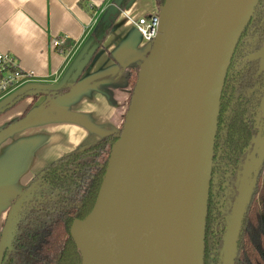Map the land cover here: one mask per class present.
I'll return each instance as SVG.
<instances>
[{
	"label": "water",
	"instance_id": "obj_1",
	"mask_svg": "<svg viewBox=\"0 0 264 264\" xmlns=\"http://www.w3.org/2000/svg\"><path fill=\"white\" fill-rule=\"evenodd\" d=\"M118 6L120 8L121 2ZM259 0H165L151 56L140 66L122 130L111 147L96 204L73 224L82 264H204L208 195L220 100L231 59ZM112 8L105 24L118 15ZM96 46L69 78L72 86ZM264 42L253 54L264 72ZM55 92L23 88L0 104V116L27 99ZM40 105L0 130V142L43 114ZM257 149L243 171L220 254L234 264L246 208L264 160V91ZM254 168L248 198L247 172ZM9 209L0 235V264L17 209ZM238 219V220H237Z\"/></svg>",
	"mask_w": 264,
	"mask_h": 264
},
{
	"label": "crops",
	"instance_id": "obj_2",
	"mask_svg": "<svg viewBox=\"0 0 264 264\" xmlns=\"http://www.w3.org/2000/svg\"><path fill=\"white\" fill-rule=\"evenodd\" d=\"M0 0V53L15 56L34 81L27 88L56 96L27 99L0 116V130L40 105L43 114L0 142V233L13 197L50 164L120 132L131 89L103 81L127 68L139 70L151 56L130 20L159 13L156 0ZM89 7L98 9L93 16ZM118 8L112 27L79 79L58 94L88 50L98 25ZM65 40L62 54L52 46ZM24 87V88H25ZM108 90L112 99L106 93ZM31 181V180H30ZM27 182V183H26ZM27 184V185H26Z\"/></svg>",
	"mask_w": 264,
	"mask_h": 264
},
{
	"label": "trees",
	"instance_id": "obj_3",
	"mask_svg": "<svg viewBox=\"0 0 264 264\" xmlns=\"http://www.w3.org/2000/svg\"><path fill=\"white\" fill-rule=\"evenodd\" d=\"M129 1L123 0L121 8ZM164 1L156 0L159 8ZM89 10L93 16L98 12L91 7ZM263 10L264 0H259L240 43L245 37L251 42L255 39L259 44L264 42V20L260 19ZM111 27L112 24L100 23L89 49L96 46L97 51ZM252 53L248 62L239 64L238 68L230 64L222 91L207 205L204 264H220L230 215L247 165L246 157L257 136L256 115L264 80L259 73V61L250 59ZM103 81L111 86L129 87L132 96L138 70L130 67L125 73L108 76ZM66 85L58 94L68 90ZM106 93L112 99L108 90ZM120 132L57 160L46 167L40 177L31 180L24 191L36 186L20 206L24 211L27 207L28 211L14 225L13 238L4 251L2 264L83 263L71 230L74 222L85 220L92 212L111 147ZM234 264H264V161L246 208Z\"/></svg>",
	"mask_w": 264,
	"mask_h": 264
},
{
	"label": "built area",
	"instance_id": "obj_4",
	"mask_svg": "<svg viewBox=\"0 0 264 264\" xmlns=\"http://www.w3.org/2000/svg\"><path fill=\"white\" fill-rule=\"evenodd\" d=\"M135 31L148 43L153 44L158 36L159 16L158 14L148 18L130 20ZM65 40H54L52 46L62 54L60 46ZM34 81L31 74L24 72L17 58L8 53H0V104L15 96L27 84Z\"/></svg>",
	"mask_w": 264,
	"mask_h": 264
},
{
	"label": "flooded vegetation",
	"instance_id": "obj_5",
	"mask_svg": "<svg viewBox=\"0 0 264 264\" xmlns=\"http://www.w3.org/2000/svg\"><path fill=\"white\" fill-rule=\"evenodd\" d=\"M261 14H262V17L260 19L264 20V10H263V13H261ZM254 35H256V37L258 36L257 34H254ZM256 37L254 36V38H256ZM262 44H263V42H261L259 44L258 41H257V39H255L253 42H251L250 40L246 39V37L241 41V43H240V40H239V42H238V44L236 46L235 52L233 54V57L231 59V63L230 64L231 65H234L235 68H238L239 64H241V63H247L248 62V59H249L248 58L249 53L253 52L252 55L250 54L251 55L250 56V59H251V57L253 56V54L256 53L255 51L256 50H259L261 48ZM262 76H263V80H264V72H262ZM261 98H262V96H261ZM38 99L39 98H35V99H33V101L34 102H37ZM260 102H261V99H260ZM259 108H260V103H259ZM259 108H258L257 115H256L257 136L259 134V130H261L262 127H263L262 120H260V121L258 120ZM257 136H256L255 140L253 141L251 147H250V153L246 157L247 164L249 162H251V161H254L255 162L256 159H257V156L256 155L254 156L253 159L251 158L252 153L257 149V146H258V144L256 145ZM253 171H254V168L253 167H251V169L248 171V175H247L248 185L251 183ZM257 177H258V175H257ZM210 185H211V179H210ZM209 194H210V187H209ZM219 197H222V194L221 193L219 194ZM208 199H209V195H208Z\"/></svg>",
	"mask_w": 264,
	"mask_h": 264
},
{
	"label": "rangeland",
	"instance_id": "obj_6",
	"mask_svg": "<svg viewBox=\"0 0 264 264\" xmlns=\"http://www.w3.org/2000/svg\"><path fill=\"white\" fill-rule=\"evenodd\" d=\"M158 16H160V13H158ZM129 107V106H128ZM26 114H23L22 116H21V118L23 117V116H25ZM41 173L42 172H40V173H38L35 177H40V175H41ZM30 180H32V179H30ZM28 181V183L27 184H29L31 181ZM26 184V185H27ZM37 189H39V188H37ZM43 189H47L46 187H43ZM25 191L23 190L22 192H20L19 193V195H17V196H15V197H13V199H12V201H11V206L14 204V202L15 201H17L18 200V198L24 193ZM11 206H10V208H11ZM24 206V205H23ZM28 210H27V207H25V211H24V209L23 208H18L17 209V211H16V214H15V217H14V220H13V224H12V226H11V230H10V233L8 234V237H7V243H6V245L7 246H10V244H11V240H12V238H13V231H14V225L16 224V222L20 219V218H22L25 214H26V212H27ZM8 212H9V210H8ZM7 215H8V213H7ZM7 217V216H6ZM0 235H1V233H0Z\"/></svg>",
	"mask_w": 264,
	"mask_h": 264
},
{
	"label": "bare ground",
	"instance_id": "obj_7",
	"mask_svg": "<svg viewBox=\"0 0 264 264\" xmlns=\"http://www.w3.org/2000/svg\"><path fill=\"white\" fill-rule=\"evenodd\" d=\"M244 1L245 0H239L240 4H242ZM262 62H263V66H264V59L262 60ZM256 145H257V143H256ZM253 173H254V171H253ZM247 175H248V172H247ZM252 178H253V175H252ZM246 180H247V177H246ZM251 184H252V179H251V183L249 185H248V181H246V190L242 195V203L248 198V195L250 193Z\"/></svg>",
	"mask_w": 264,
	"mask_h": 264
}]
</instances>
